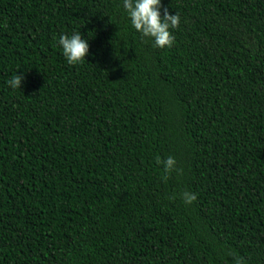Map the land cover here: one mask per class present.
<instances>
[{"label": "trees", "instance_id": "1", "mask_svg": "<svg viewBox=\"0 0 264 264\" xmlns=\"http://www.w3.org/2000/svg\"><path fill=\"white\" fill-rule=\"evenodd\" d=\"M161 4L0 0V264H264V0Z\"/></svg>", "mask_w": 264, "mask_h": 264}, {"label": "clouds", "instance_id": "2", "mask_svg": "<svg viewBox=\"0 0 264 264\" xmlns=\"http://www.w3.org/2000/svg\"><path fill=\"white\" fill-rule=\"evenodd\" d=\"M162 7L161 0H123V8L130 18L132 27L141 33L142 38L153 39V46L161 49L173 45L175 37L170 29L178 28L180 23L179 13L171 15L167 8H163L162 16ZM59 44L62 46L63 55L69 64L75 65L83 62L89 53L88 40L82 38L80 32H75L71 36L61 35ZM22 79L21 75H15L7 83L12 88H20ZM156 163L164 165L165 173L181 171L176 167L177 162L172 156L163 161L157 157ZM181 198L185 204H191L197 199L196 195L189 191L181 193ZM228 255L233 257L232 264H245L243 257L236 256L231 252Z\"/></svg>", "mask_w": 264, "mask_h": 264}]
</instances>
